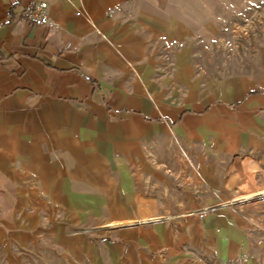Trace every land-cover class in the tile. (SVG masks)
<instances>
[{
	"label": "rangeland",
	"instance_id": "374dc122",
	"mask_svg": "<svg viewBox=\"0 0 264 264\" xmlns=\"http://www.w3.org/2000/svg\"><path fill=\"white\" fill-rule=\"evenodd\" d=\"M187 20L129 80L148 112L75 125L106 151L74 153L70 201L27 179L41 224L1 238L0 264H264V0Z\"/></svg>",
	"mask_w": 264,
	"mask_h": 264
},
{
	"label": "crops",
	"instance_id": "0c3cea01",
	"mask_svg": "<svg viewBox=\"0 0 264 264\" xmlns=\"http://www.w3.org/2000/svg\"><path fill=\"white\" fill-rule=\"evenodd\" d=\"M40 1L49 6L48 26L28 18ZM217 2L0 0V239L40 227L39 215L27 212L34 199L26 196L27 179L37 176L49 196L65 192L68 200L74 153L88 158L97 145L106 151L105 139L93 147L74 139L75 127H100L89 113L148 112L144 89L129 82L142 72L137 65L146 64L154 40L168 39L172 25L184 27ZM50 230L46 236L57 242L62 230Z\"/></svg>",
	"mask_w": 264,
	"mask_h": 264
},
{
	"label": "built area",
	"instance_id": "2783aa9c",
	"mask_svg": "<svg viewBox=\"0 0 264 264\" xmlns=\"http://www.w3.org/2000/svg\"><path fill=\"white\" fill-rule=\"evenodd\" d=\"M48 10L49 6L47 2L40 1L36 3L28 16L29 21L36 26L50 25Z\"/></svg>",
	"mask_w": 264,
	"mask_h": 264
},
{
	"label": "trees",
	"instance_id": "16d2710c",
	"mask_svg": "<svg viewBox=\"0 0 264 264\" xmlns=\"http://www.w3.org/2000/svg\"><path fill=\"white\" fill-rule=\"evenodd\" d=\"M5 57L1 56L0 54V60H4ZM259 94V92H254V93H251L249 96H253V95H257ZM107 109L110 111V107H107Z\"/></svg>",
	"mask_w": 264,
	"mask_h": 264
},
{
	"label": "bare ground",
	"instance_id": "6f19581e",
	"mask_svg": "<svg viewBox=\"0 0 264 264\" xmlns=\"http://www.w3.org/2000/svg\"><path fill=\"white\" fill-rule=\"evenodd\" d=\"M90 128H91V130L93 129V127H92V126H91ZM75 130H76V129H75ZM125 224H128V223H123L122 225H125Z\"/></svg>",
	"mask_w": 264,
	"mask_h": 264
}]
</instances>
